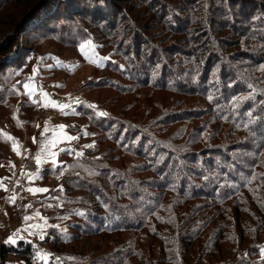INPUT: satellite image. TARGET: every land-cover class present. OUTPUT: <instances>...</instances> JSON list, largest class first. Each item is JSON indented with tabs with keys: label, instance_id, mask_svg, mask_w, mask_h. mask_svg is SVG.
I'll return each mask as SVG.
<instances>
[{
	"label": "rangeland",
	"instance_id": "obj_1",
	"mask_svg": "<svg viewBox=\"0 0 264 264\" xmlns=\"http://www.w3.org/2000/svg\"><path fill=\"white\" fill-rule=\"evenodd\" d=\"M151 3L149 0H103V3L101 0H41V4L20 22L24 9L30 4L28 0H0V48L5 50L12 46L9 52L0 53V67L16 64L7 69L11 73L9 76V72L0 75V90L3 88L1 85L15 82H11L14 74L12 70L17 69L21 73L27 68L29 74L36 77L35 87L48 94L45 97L39 91L38 100L50 98L59 103L73 104L70 108L77 104L80 109L76 112L80 114L81 120L76 119L81 124H86L88 133L85 144L73 142L71 145L77 151L82 150L83 155L77 157L75 154H68L63 165L48 173L51 174L50 182L63 186V191L58 190L59 187L57 191H53L51 197L59 199L50 198L48 204L53 206L46 208L48 224H59L60 228L48 227L43 240L39 237L33 240L37 250L44 249L56 254L53 238H57L68 243L75 242L73 244L79 247L83 246L84 250L80 253L83 252L81 254L84 260L78 264H168L164 260L165 254L161 252V240L154 235L158 229L151 226L152 222H149V229L142 231L86 234L99 232L94 230L98 227L99 220H104L108 226H123V220L138 223L137 219H142L139 222L141 225L150 214L148 210L157 207L161 197L163 208L171 212L164 220H176L172 202L175 198L168 197L169 193H161V187L168 182L162 173L163 166L158 164L162 162L163 156L173 155L179 158L185 164L184 168L179 169V177L186 176L187 181L191 176L188 174L192 173L190 170L196 171L199 166L198 163H193L195 156H200L202 160L205 158L203 154L208 153L206 161L210 162V143L216 142V133L230 130L228 124L220 122L218 114L213 110L210 95L205 94L206 87L195 85L202 78L200 76L209 73L210 63L206 66V61L196 63L193 56H209L210 62V55L215 54L218 57L217 62L219 57L226 61L231 60V65L225 67L232 70L253 65L255 57L249 53H241L246 51L247 43L251 42L249 39L252 37L248 35L251 31H247L250 24L247 15L254 10H264V5L258 7L256 4V8L251 9L250 2H243L242 7H239V1L235 0H209L207 3L206 0H157ZM158 3L164 11L160 12ZM249 4L250 7L245 8ZM70 5L76 10L65 11ZM147 8L151 11L149 14L153 13L150 18H146L144 12ZM138 11L141 14L140 19L137 16ZM113 12L117 17L123 18V21L125 18H132L139 22V26L143 28L140 33L144 40L149 38L153 41V35L158 37L157 42L163 45L159 47L162 53L152 57V53H148L146 61L134 65L135 57H139L145 50L138 47L136 56L127 53L129 47H122L125 40L120 42L119 36L113 34L111 28L103 26L106 19L107 23L112 21ZM195 20L200 24L203 22L207 28L194 23ZM136 27L140 28L137 25ZM204 29L209 30L208 36H203ZM87 40H91L94 47L86 44L82 51L80 44ZM152 48L153 53L157 52L154 46ZM158 57L165 58L166 64L174 66L166 77L171 79L172 73L176 76V82L172 81L169 92L141 89L139 85L145 72L148 73L150 63ZM162 68L164 67H160ZM217 71L218 68L213 72ZM195 74L199 76L194 77ZM8 77L10 79L7 81ZM160 82L154 80L158 85ZM75 100L79 103L74 102ZM88 105L96 107L89 108ZM166 110L174 111L165 115ZM11 111L9 108L4 113L10 115ZM54 111L41 110L37 114L39 128H44L46 123L53 127L61 122L62 118L58 117L57 109ZM99 111H106L108 115L99 116ZM76 119L70 121L75 125ZM65 120L63 118V122ZM110 130H114L113 133ZM222 139L223 136L220 140ZM92 144V147H82ZM192 152L196 154L193 155ZM61 167L64 168L63 175L60 174ZM77 167L79 169L76 171ZM235 173L239 175L238 170ZM171 174V183L175 184L178 175L173 172ZM180 178L177 179L181 180ZM130 181H136L135 190L131 191L127 186ZM101 185H111L113 188L121 185L123 189L116 193L111 191L114 189L108 188L107 193H104L100 190ZM96 188L99 190L97 194L94 193ZM60 201H63L62 207ZM205 201L199 200V205L210 204V201ZM113 204H119L120 207L111 208L110 205ZM136 207L139 209L136 210ZM127 208L130 211L115 215ZM207 210L211 211L210 216L216 214V221H220L218 224L215 222L214 228L208 229L211 234L209 252L214 251L220 237L212 236L213 230H217L220 223L224 224L223 219L226 218L232 226L229 228V242H223L221 247L228 251L226 256L231 257L234 253L240 255L246 250V246L234 242L233 236L245 241L253 238L249 245L250 251L255 244L260 249L264 248V229L258 232L262 224H257L264 220V213L252 214L255 208L251 212H243V236L240 233L241 223L237 224L231 217L235 215V205ZM81 211L83 215L79 214ZM112 220L116 224H112ZM165 227L162 225L158 228L163 231ZM7 228L15 229V224H10ZM61 229H66L68 235L65 236ZM158 234L160 239H166L170 235L166 231ZM93 248H96L95 256H92ZM194 248L195 246L189 250L191 254ZM181 252L183 256L188 251ZM207 257L208 255L205 259L202 256L205 259L203 261L190 262L186 258L182 264H221V256L216 253L210 254V259ZM51 260L53 258L49 259L48 264ZM258 262L264 264L261 252ZM8 264L24 263L10 256Z\"/></svg>",
	"mask_w": 264,
	"mask_h": 264
},
{
	"label": "trees",
	"instance_id": "obj_2",
	"mask_svg": "<svg viewBox=\"0 0 264 264\" xmlns=\"http://www.w3.org/2000/svg\"><path fill=\"white\" fill-rule=\"evenodd\" d=\"M151 1L157 0H149V3H151ZM208 1L209 0H206V3ZM235 1H239V7H242L243 2H250L252 7L251 9L256 8V4H258V7H262V5H264V0ZM28 3L30 4H28V6L24 9L25 12L19 20L20 22H22V19L29 16L34 9L41 4V0H28ZM150 5H152V3L149 4V6ZM246 7H250V4L246 5L245 8ZM158 9L160 12L164 11L161 8V4H159ZM67 10H76V8H73V5H70L67 9H65V11ZM65 11H63V13ZM138 12L139 14H137V16H139L138 18L140 19L141 14L140 11ZM144 12L146 13V18H150L153 15V13L149 14L151 11L148 8L147 10H144ZM253 12L258 13V15L255 13L253 14ZM253 12H248L247 15V19L250 21L249 29L247 31H251L248 32L250 33L248 35L252 36L249 39L251 42L247 43L248 47L247 49L245 48L246 51L244 50L241 52L243 54L249 53L250 56L255 57L253 58V65L241 66L238 70H232L229 67H225L227 65H231V60L226 61V59L219 57L220 60L217 62L216 60L218 57H216L215 54L210 55V62L208 61L209 56H203V58H201L202 56L197 58L198 55L193 56L195 57L194 61H196V63L199 61H206L205 66L210 63L209 73L205 76H200L202 78H199L197 84L195 85L206 87L205 94L210 95L212 98L210 99V104L212 105L213 110L218 114L220 122L222 124H228L230 130L216 133V142L214 144L210 143V154L212 155L210 156V162L206 161L208 153L203 154L205 158L202 160H200V156H195V161L193 163H198L199 166L197 167V172L195 170H190L192 173L188 174L191 176H189L187 181L185 180L186 176L184 178L179 177V169L184 168L185 165L179 158H175L173 155L169 157L163 156L162 162L158 164L163 166L164 170L162 173L165 174L166 181L168 182V184L166 183L165 186L161 187V193H169L168 195L170 196L168 197L171 198L173 196L175 198L172 202H174L173 214L176 220H164L165 216L171 214V212L170 210H167V208H163L164 202L161 197L158 201L157 207H153L148 210L150 214L148 218L143 221V224L139 225V222L142 221V219H137L138 223L136 221L131 223V220H123V226L121 224H118V226H108L104 220H99L97 221L98 227L94 228L95 231L99 232L86 235H98L103 233L112 234L126 230L142 231L149 229V224L152 222L151 226L158 229V231L155 230L154 235L161 240L160 248L162 251H160L165 254L164 260L168 261V264H182L185 262L186 258L189 259V262L191 260L203 261L206 259L205 256L207 255V258L210 259V254L212 253H216L217 256H221L219 257V262L221 264H260L258 262L260 247L255 244L254 249H251L250 251L249 248L253 238H247L245 241L243 238L239 240L236 236H233L234 242L236 241L238 245L242 244L246 246V250L240 255L238 253H234L231 257L225 255L228 251L221 247L223 242H229L228 238L231 236L229 228L232 227L228 224L226 216V220L223 219L224 224L220 223V227L217 230H213L212 236L220 235V237L214 251L210 250L209 252L211 234L208 233V229L209 227L210 229L214 228L216 225L215 222H217V217L216 214L214 216H210L211 211L209 212L207 210L215 207H226L230 204L235 205L237 212L235 211V215H232L231 217L234 218L237 224L241 223L242 229L240 230V233L243 236L245 235V226L242 216L243 212L246 210L249 212L252 208H255L257 211L252 210V214L257 213V215H263L264 213V67H262L264 66V10H254ZM112 16L116 18L114 19ZM112 16V21L107 23L108 20L106 19L103 26L111 28L113 30L112 33L119 36L120 42L125 40V42L122 43V47L126 45L129 47L127 53L136 56L137 52H139L137 50L138 47H142V49L145 50V52L139 57H135L136 61L133 62L134 65L139 62L142 63L143 61H146L148 53H152L151 57L162 53L159 50V47L162 44L160 45L157 42L159 40L158 37L153 35L151 36L155 37L153 41H150L149 38L148 40H144V36L140 33L142 27L139 26V22L132 20V18H125V21H123V18L120 16L117 17L115 12L112 13ZM195 22L198 25H202L203 28H207L203 22L201 24L198 20H195L194 23ZM136 25L140 28H137ZM203 32V36L209 35V30L204 29ZM4 41H6V39H4ZM167 42L168 40L166 43ZM153 46L156 48L155 50L157 52L153 53ZM11 49L12 46L9 47V49L5 48V50L0 48V53H5L6 51L9 52ZM169 64H166L165 58L162 57H158L154 60V62L150 63L148 73L145 72V77L139 81L141 89L149 88L155 91L169 92L172 81L176 82L174 81L176 76L173 73L171 74V79L166 78L169 75L168 73L170 72V69L174 68L173 65ZM14 65L16 64L0 67V75L3 76L4 73H8L9 71L7 69L14 67ZM160 67L164 68L160 69ZM217 68L218 71L216 73L213 72ZM139 69H141V66H139ZM12 71L14 74L11 82H15L10 85H1L3 88L0 90V113H4L10 108L12 110L11 114L14 115L13 109L18 102L19 94L10 86L13 87V85H15L16 88L19 89V92L22 93V99L19 105L20 110L27 109L31 102L23 91V83L28 81L27 68H24L21 73L17 69ZM261 71L262 73H260ZM137 73H140V71H137ZM10 74L11 73L9 72L8 76ZM196 76L199 75L195 74L194 77ZM4 77L6 78V76ZM161 77H164V80H161ZM136 78L139 79L140 76H136ZM9 79L10 78L8 77L7 81ZM155 79L158 82L161 81L159 85L154 83ZM18 80H20L19 84L17 83ZM203 81H205L206 84H204ZM249 85H251V87H249ZM182 86H186V84H182ZM125 93L130 94L129 92ZM232 97L248 98L242 101L234 102ZM234 103L237 106H233ZM173 111L174 110H166L164 112L165 115H168ZM113 131L114 130H110L111 133H113ZM239 135L240 138L238 139ZM221 136H223L222 140H220ZM10 152L11 141L7 140L3 135H0V162L5 158H8L10 156ZM191 154L194 155L196 152H192ZM78 167L80 168V166ZM78 167L76 168V171L79 169ZM236 170H238L239 175L235 173ZM172 172L173 174L177 173V178L181 179L178 180L176 178L175 184H172L170 180L172 179ZM240 174L243 175L240 176ZM253 174H255L256 178L253 179L251 183H248L247 178H250ZM205 177H207V179H205ZM76 181H78L77 178ZM135 183L136 181H130L127 183L128 185H125H127L132 191L136 189ZM259 185H262L263 187L258 188ZM108 188L114 189L111 191L117 193L121 192L123 186L119 185L118 187L116 186L113 188L111 185H101L100 190L107 193ZM261 189L262 191H259ZM98 191L99 190L96 188L94 193L97 194ZM199 200L210 201V204L200 206ZM252 201L253 204H250ZM110 206L114 209L120 207L119 204H113ZM137 209L139 208L136 207V210ZM120 211V213H116L115 215H123L125 212L130 211V209L127 208ZM219 222L220 221H218L217 224ZM111 223L116 224L113 220ZM257 224H259V226L262 224L259 227L260 230H258V232H262V229H264V220L258 221ZM162 225L166 226L163 231L158 228ZM83 230L84 229H82L81 232H83ZM165 231L167 234H170L169 236L171 238L168 236L166 239H160V234L158 233L162 232L163 234ZM226 233L228 234L226 235ZM53 239L55 240L53 242L54 247L56 248L55 255L61 257L62 264H78L79 261L84 260V256L81 254L83 252L80 253V251L84 250V248H82L83 246L79 247L76 244H73L75 242L68 243L60 241L57 238ZM187 241L189 243H186ZM194 246L195 248L191 254L189 250ZM36 250V245L26 240H21L16 245H3L0 250V264H8V258L10 256L23 261L24 264H43L42 261L35 260ZM183 250L188 252L182 256L181 251ZM95 252L96 248H93L92 256H95ZM246 252L248 254L247 256H245ZM202 256L205 259H202ZM68 257H73L74 259H68ZM50 264H53V260H51Z\"/></svg>",
	"mask_w": 264,
	"mask_h": 264
},
{
	"label": "crops",
	"instance_id": "obj_3",
	"mask_svg": "<svg viewBox=\"0 0 264 264\" xmlns=\"http://www.w3.org/2000/svg\"><path fill=\"white\" fill-rule=\"evenodd\" d=\"M30 78L36 81V77L32 76L28 72V81ZM10 87L13 88L12 86ZM23 91L24 94L29 98V96L25 93L24 88ZM37 93H39V91L35 92L31 99L29 98L31 102L30 106L27 109L20 110L19 105L22 99V93L19 92V99L16 104L17 108L14 107L13 109L14 115H8L3 112L0 113V129H2L5 133H9L12 137L16 138L20 148V154L18 155L17 152L13 151L11 141L10 156L0 162V177H8V179L4 180V183L7 185V191H5L3 188H0V250L3 245H16L19 241L23 240L18 239L17 243L15 244L4 242L6 237L11 234V232L15 229L21 228V234L27 236V233L23 231V227L25 225L23 217L25 215H32L34 217V220H30L27 223L42 222L40 221L39 217H35V213L37 210H39L42 216L47 217V204L49 203L53 191L58 189V183L50 182L51 174L48 175V173H51L53 170L51 162L44 163L39 166L38 176L33 181H28L27 176L24 174L26 172L37 173L38 169L34 157L39 151L41 132H43L42 129L44 130V128L37 127V114L41 110L48 109L50 111H54L55 109H57L58 117L61 116L62 118L61 122L58 124L62 123L65 125L72 126L65 130L73 136H75L77 133H80V138L71 141L70 146L73 142H77L79 145H81L85 144L88 140V134H84L87 130V127H85L86 124H81V122L77 120H81L80 114H77L76 112L77 109H80L77 104L75 107L73 106L74 108L66 109L64 111H61L59 108H53L51 106L44 107V102H46L47 100L46 98L38 100ZM69 105L71 106L73 104ZM63 118L66 119L65 122H63ZM70 119H76L75 125L74 122L70 121ZM58 124H55L53 127L51 125L49 127L50 131L45 133V136L51 137L54 134L51 129ZM33 137L36 138V142L33 141ZM68 147V142H61L57 145L58 149H67ZM67 156L68 152L65 150L59 153L57 159L64 163V158ZM13 164L15 165V167H12ZM60 166L61 165H58V167ZM18 180L19 184L17 183ZM33 186L47 187L49 189V192L37 193L33 195L26 190L28 187ZM13 194L17 195V199L15 203H9L8 198ZM29 204V207H24V205ZM10 224H15V229L7 228V226ZM36 238H38V236H28V239L26 241L32 242Z\"/></svg>",
	"mask_w": 264,
	"mask_h": 264
},
{
	"label": "snow or ice",
	"instance_id": "obj_4",
	"mask_svg": "<svg viewBox=\"0 0 264 264\" xmlns=\"http://www.w3.org/2000/svg\"><path fill=\"white\" fill-rule=\"evenodd\" d=\"M101 3H103V0H101ZM91 45L92 47H94V45H92L91 40H87L84 41L83 43L80 44V48L83 51L85 48V45ZM103 59V58H101ZM121 67H123L121 65ZM264 67V66H262ZM33 71L35 72L36 69L34 68ZM17 83L19 84L20 81H17ZM249 87H251V85H249ZM23 88L25 89V93L29 96V98L31 99V97L33 96V94L37 91H40L45 97L48 96V94L46 92H43V89H37L35 87V81L32 80L31 78L29 79V81H26L23 83ZM13 90H15L17 93H19V89L16 88L15 85H13ZM248 97H232V100L235 101H242L247 99ZM209 99H212L211 97H209ZM74 102L79 103L78 100H75ZM44 107H53V108H59L61 111H64L66 109H70V105L67 103H59L55 100L52 99H47L46 102H44ZM233 106H237L235 103ZM89 108H94L96 107L95 105H88ZM97 115L99 116H107L108 113L106 111H99L97 113ZM22 123V122H21ZM19 126V124H18ZM40 125L37 124V127H39ZM72 127L70 125H65V124H58L56 125L54 128H52L51 130L54 132V134L51 137H46L45 133H47L48 131H50V128L48 126V124L46 123L44 126V130L43 132H41V139H40V147H39V151L36 153L34 159H35V163L38 166L37 169V173H32V172H26L24 173L27 176V180L28 181H33L34 179L37 178L38 173H39V166H41L44 163H48L51 162L52 168L55 169L57 168L58 165H63L62 161H59L57 159L58 155L60 152L62 151H67L68 154H75L77 157L82 156L83 155V151H77L76 149L72 148L70 146V142L73 140H77L80 138V133H77L75 136L71 135L68 131H66L65 129ZM85 135H87L88 133L85 131L84 133ZM0 135H3L7 140L12 141V149L13 151L17 152V154H20V148H19V143L16 140V138L12 137L9 133H5L2 129H0ZM33 141L36 142V138L33 137ZM61 142H68L69 143V147L67 149H58L57 145L60 144ZM94 146V144L92 145H84L82 147H92ZM12 167H15V165L13 164ZM63 171L64 168L61 167L60 168V174L63 175ZM255 174H253L250 178H247L248 183H251V181L253 179H255ZM8 179V177H0V188H3L5 191H7V185L4 183V180ZM205 179H207V177H205ZM17 183L19 184V180L17 181ZM60 188L61 191H63V186L60 185L58 186ZM234 187V185H233ZM28 192H30L31 194L35 195L37 193H47L49 192V189L47 187H38V186H33V187H28L26 189ZM52 199H59L58 197H51ZM17 199V195L13 194L12 196H10L8 198V202L9 203H15ZM29 205H24L25 208L29 207ZM53 205L48 204L47 207H52ZM60 206H63V201H60ZM80 215H83L84 213L81 211L79 213ZM35 217H39L40 223L37 222H33V223H27L30 220H34V217L32 215H25L23 217V220L25 221V225L23 227V231L27 233V236L22 235L21 234V228H17L14 231L11 232V234H9L6 239H5V243H11V244H15L17 243L18 239H23V240H27L28 236H38L40 240H43L45 238L46 232L45 229L48 227H53V228H60V225H49L48 224V217L46 216H42L41 213L39 212V210L36 211L35 213ZM60 217H58L59 219ZM61 231L64 233L65 236H67V230L66 229H61ZM259 247V246H258ZM261 252V259H264V248L260 249ZM247 252L245 253V256H247ZM53 258V264H62V260L61 257L55 255L54 253H51L49 251H46L44 249H38L35 251V260L36 261H42L43 264H48L49 259ZM68 259H74L73 257H68Z\"/></svg>",
	"mask_w": 264,
	"mask_h": 264
}]
</instances>
